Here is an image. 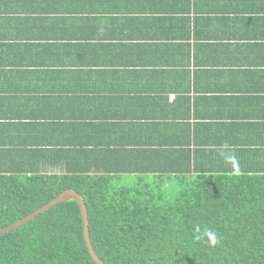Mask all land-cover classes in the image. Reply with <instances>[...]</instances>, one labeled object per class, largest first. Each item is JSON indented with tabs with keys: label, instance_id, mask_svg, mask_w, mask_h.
<instances>
[{
	"label": "crops",
	"instance_id": "1",
	"mask_svg": "<svg viewBox=\"0 0 264 264\" xmlns=\"http://www.w3.org/2000/svg\"><path fill=\"white\" fill-rule=\"evenodd\" d=\"M262 166L264 0H0V198Z\"/></svg>",
	"mask_w": 264,
	"mask_h": 264
},
{
	"label": "trees",
	"instance_id": "2",
	"mask_svg": "<svg viewBox=\"0 0 264 264\" xmlns=\"http://www.w3.org/2000/svg\"><path fill=\"white\" fill-rule=\"evenodd\" d=\"M253 170L212 169L176 182L144 173L129 183L50 175L39 190L0 198V228L74 189L85 199L91 242L106 264H264V166ZM0 264H97L79 203L59 202L0 235Z\"/></svg>",
	"mask_w": 264,
	"mask_h": 264
},
{
	"label": "water",
	"instance_id": "3",
	"mask_svg": "<svg viewBox=\"0 0 264 264\" xmlns=\"http://www.w3.org/2000/svg\"><path fill=\"white\" fill-rule=\"evenodd\" d=\"M73 199L79 203L80 208H81L82 218H83L84 237H85L86 245L88 247V250H89L92 258L95 260V262L97 264H106L98 256V254L96 253V251L93 247V244L91 242L90 220H89V214H88V207H87V204L85 202V199L81 193H79L78 191H76L74 189L64 190L59 196L52 199L48 203L44 204L43 206H41L40 208H38L34 212L30 213L29 215L23 217L20 220H17L16 222H14V223H12V224L4 227V228H0V235L6 234V233L18 228L19 226L25 224L26 222L30 221L31 219L35 218L36 216L40 215L41 213L47 211L48 209H50L52 206H54L55 204H57L59 202H63V201L66 202V201H70Z\"/></svg>",
	"mask_w": 264,
	"mask_h": 264
},
{
	"label": "rangeland",
	"instance_id": "4",
	"mask_svg": "<svg viewBox=\"0 0 264 264\" xmlns=\"http://www.w3.org/2000/svg\"><path fill=\"white\" fill-rule=\"evenodd\" d=\"M125 183H128V182H125Z\"/></svg>",
	"mask_w": 264,
	"mask_h": 264
}]
</instances>
